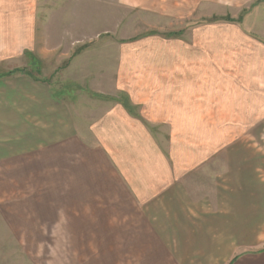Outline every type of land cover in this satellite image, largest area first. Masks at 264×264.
Listing matches in <instances>:
<instances>
[{
  "label": "rangeland",
  "instance_id": "1",
  "mask_svg": "<svg viewBox=\"0 0 264 264\" xmlns=\"http://www.w3.org/2000/svg\"><path fill=\"white\" fill-rule=\"evenodd\" d=\"M19 69L31 78L0 79V264H183L191 247L168 230L119 228L136 197L90 195L102 190L89 177H126L115 161L106 173L99 131L103 107L125 103L156 150L139 157L180 174L208 217L223 213L203 231L218 243L195 251L233 264L264 248V112H182L194 97L246 108L263 90L264 0H0V74ZM73 102L96 130L57 152L72 112L56 111Z\"/></svg>",
  "mask_w": 264,
  "mask_h": 264
},
{
  "label": "crops",
  "instance_id": "2",
  "mask_svg": "<svg viewBox=\"0 0 264 264\" xmlns=\"http://www.w3.org/2000/svg\"><path fill=\"white\" fill-rule=\"evenodd\" d=\"M206 91L209 90L206 89ZM248 93L250 95H248L246 108L240 103V100L238 102L237 99L233 98H231L230 101L215 99L216 102L225 100L227 103L223 101L222 104L213 106L211 103L197 102L194 97L190 98L192 99L190 102L191 104L188 107L185 106L182 112L184 110H189V112H193L194 110L195 112H224V110H229L231 112H264V87L263 90L258 91L254 86L253 88H249ZM207 101L214 100L211 99ZM121 108L122 110H114V108L111 107H103L104 113L100 122L102 129H99V131L104 134V140L100 139V142L104 144L105 159H109V169L105 168V171H107L106 173L110 174L109 172H112L110 169L114 167V163L112 162L115 161L120 171L126 177L122 178L110 174L109 180H106V182L103 181L106 185V189H103L104 187L98 189L96 187L92 188V185H103L102 181L96 180L95 183L94 180H91L88 176L89 179H87V181L91 182V189L93 191L94 189L102 190L97 193L93 192L90 195L102 196L104 198L111 196H119L121 198L127 196L136 197L137 203L134 210L133 208H127L123 209L121 212H117L121 215L119 217L122 220L119 221V228L126 230H168L167 237L172 238L174 244L178 243L191 247L189 249L190 252L183 254L176 253L175 255L179 256L175 257V260L182 261L183 264H225V260L221 253L195 251L196 246H212L218 243V240H215V238H209L215 237L214 235H206L203 231L209 227H224L223 213L218 214L214 212L208 217L205 210L203 211L202 205H193L192 189L190 190L189 188L186 190L185 179H177L180 174H176L175 170H173L172 173L170 170L168 171L167 164L165 162L161 164V161L157 157L154 159H147L146 156L139 157L146 153V149L149 150L147 154L153 153V151L156 152L154 144L150 145V143L146 141L145 135L142 132V127H136V124H132L127 116V111H125L122 106ZM56 112H72L71 123L68 124L65 120L63 122L65 127L67 129L70 128V130H68V133L65 135L57 136L55 143L57 152L63 149L65 143L67 144L70 142L73 148H75V145L80 144L81 139L79 138V131L84 130L89 135L90 132L94 134L97 123L95 121V113L83 112V114H81L84 122H86L85 125L79 111H75V102L72 103L70 111L58 110ZM106 112L109 114L106 115ZM124 113L127 115L123 116ZM84 126H88L87 129H85ZM89 126H92V130ZM61 132L62 131H57V133ZM132 152H136L138 155H134ZM127 154L131 155L128 157ZM117 157L121 159L118 161ZM143 159H147V161H142ZM128 173H135V175L129 176ZM107 184L110 185V187H108ZM121 188L122 191L120 190ZM150 201H152V204L151 207L148 208L146 206ZM91 212L92 211H89V213ZM145 213H147V215L150 213L151 219H149V215L147 216ZM132 217H134L135 220H129ZM111 218L110 216L109 220ZM104 228L107 227L104 226ZM262 228L264 241V207ZM127 234L135 236V234L128 232ZM254 239L256 241V236ZM255 241L253 244H256ZM123 256L124 255L113 256L110 259L112 261H119ZM129 259L133 261L137 260L136 258ZM233 264H264V248H255L254 251L238 257Z\"/></svg>",
  "mask_w": 264,
  "mask_h": 264
},
{
  "label": "trees",
  "instance_id": "3",
  "mask_svg": "<svg viewBox=\"0 0 264 264\" xmlns=\"http://www.w3.org/2000/svg\"><path fill=\"white\" fill-rule=\"evenodd\" d=\"M222 20L231 21V19H229V18H227V19H222ZM172 35H173V34H172ZM17 71H19V72L23 73L25 76L31 78V75H30V73H29L27 70L19 69V70H16V71L14 70V71H11V72L1 73V74H0V79L5 78V77H10V76H12L13 74H15V72H17ZM38 71H39V70H38ZM95 96H96V97H99V95H97V94H95ZM101 97H102V96H101ZM104 99H106V97H104ZM107 99H108V98H107ZM111 99H112V98H111ZM123 108H124L125 110H127V112H129L130 114H132L131 112L133 111V108L131 107L130 104H127V103H125V105L123 104ZM261 251H262V249H261ZM231 264H232V263H231Z\"/></svg>",
  "mask_w": 264,
  "mask_h": 264
}]
</instances>
